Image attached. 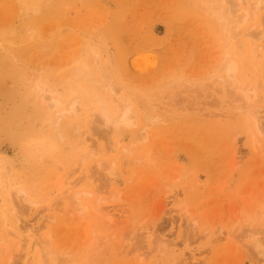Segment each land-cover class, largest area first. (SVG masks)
Masks as SVG:
<instances>
[{
    "label": "rangeland",
    "instance_id": "1",
    "mask_svg": "<svg viewBox=\"0 0 264 264\" xmlns=\"http://www.w3.org/2000/svg\"><path fill=\"white\" fill-rule=\"evenodd\" d=\"M246 1L0 0V264H264Z\"/></svg>",
    "mask_w": 264,
    "mask_h": 264
},
{
    "label": "bare ground",
    "instance_id": "2",
    "mask_svg": "<svg viewBox=\"0 0 264 264\" xmlns=\"http://www.w3.org/2000/svg\"><path fill=\"white\" fill-rule=\"evenodd\" d=\"M261 2H262V0H247L246 2H244L243 4L245 5V7L239 9V10L244 11V15L242 17H238L237 16L238 14H236V13L233 15L232 18L225 17L222 15V19L224 20V23H225L224 25L227 27L229 25L232 26V24H234L236 27V28L235 27L234 28L237 30V27H239L243 22H245L249 15H251L252 17H256V14L259 11ZM239 10H237L236 12H238ZM236 30H234V31H236ZM249 34H250V31H249ZM252 35H253V37L255 36V34L251 31L250 36H252ZM257 35H258V33H257ZM256 37H258V36H256ZM236 70H237V66H236L235 61L233 59L227 60L226 61V72H227V75L232 77V78L230 77L231 78L230 80L234 79ZM77 74H79V72ZM247 92L248 91H246V93H244L246 98L249 97ZM76 102H77V100H74L70 103L69 109L73 112H75ZM99 123H101L103 126H114V127H118L119 125H124V126L131 125L132 123L130 120V112H129L128 107L127 106L123 107L122 110H120V112L115 117H112V116L108 115L105 111H103L101 113ZM109 169L110 170L108 171V174H111V169H113V166L111 165V167ZM76 199H78V197H76L75 200ZM79 204H80V202L78 201L76 203V206L77 207L78 206L83 207V206H81V204L80 205ZM254 246H256L257 248H260V246H261V244H260V242H258L257 238L254 240ZM259 252L261 253L262 249L259 250Z\"/></svg>",
    "mask_w": 264,
    "mask_h": 264
}]
</instances>
